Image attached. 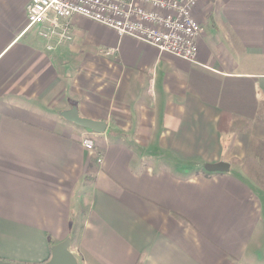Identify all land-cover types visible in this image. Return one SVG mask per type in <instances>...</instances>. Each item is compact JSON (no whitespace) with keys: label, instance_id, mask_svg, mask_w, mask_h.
<instances>
[{"label":"crops","instance_id":"crops-1","mask_svg":"<svg viewBox=\"0 0 264 264\" xmlns=\"http://www.w3.org/2000/svg\"><path fill=\"white\" fill-rule=\"evenodd\" d=\"M28 2L0 0V260L264 264V0H200L196 62L84 16L49 42Z\"/></svg>","mask_w":264,"mask_h":264},{"label":"built area","instance_id":"built-area-1","mask_svg":"<svg viewBox=\"0 0 264 264\" xmlns=\"http://www.w3.org/2000/svg\"><path fill=\"white\" fill-rule=\"evenodd\" d=\"M200 0H29L27 29L57 44L73 40L76 16H84L129 35L162 52L196 62L203 25L193 15ZM48 49L53 46L48 44ZM84 146L95 152L92 138ZM101 162V156H95Z\"/></svg>","mask_w":264,"mask_h":264},{"label":"water","instance_id":"water-1","mask_svg":"<svg viewBox=\"0 0 264 264\" xmlns=\"http://www.w3.org/2000/svg\"><path fill=\"white\" fill-rule=\"evenodd\" d=\"M62 116L77 125L90 128L97 133L105 132L107 123L105 121H97L89 118L81 117L77 107H73L62 113ZM230 169L228 162L220 161L216 163H207L205 170L208 172H227ZM71 239L67 238L64 241L53 246L50 258L41 264H79L76 256L70 250ZM0 264H15L0 260Z\"/></svg>","mask_w":264,"mask_h":264},{"label":"trees","instance_id":"trees-1","mask_svg":"<svg viewBox=\"0 0 264 264\" xmlns=\"http://www.w3.org/2000/svg\"><path fill=\"white\" fill-rule=\"evenodd\" d=\"M97 160H96V158L92 161V163H91V165H90V168H89V172H88V174H87V176H86V179H90L92 176V173L96 170V167H95V165H96V162Z\"/></svg>","mask_w":264,"mask_h":264},{"label":"rangeland","instance_id":"rangeland-1","mask_svg":"<svg viewBox=\"0 0 264 264\" xmlns=\"http://www.w3.org/2000/svg\"><path fill=\"white\" fill-rule=\"evenodd\" d=\"M38 34V33H37Z\"/></svg>","mask_w":264,"mask_h":264}]
</instances>
